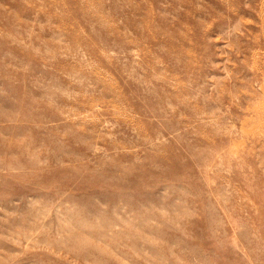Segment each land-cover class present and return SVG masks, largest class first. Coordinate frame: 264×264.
<instances>
[{"label": "rangeland", "instance_id": "1", "mask_svg": "<svg viewBox=\"0 0 264 264\" xmlns=\"http://www.w3.org/2000/svg\"><path fill=\"white\" fill-rule=\"evenodd\" d=\"M0 264H264V0H0Z\"/></svg>", "mask_w": 264, "mask_h": 264}]
</instances>
